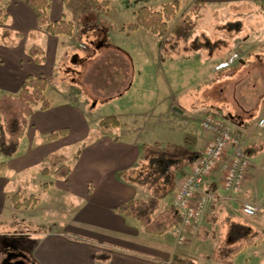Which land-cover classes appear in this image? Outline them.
Returning <instances> with one entry per match:
<instances>
[{"label": "crops", "instance_id": "obj_1", "mask_svg": "<svg viewBox=\"0 0 264 264\" xmlns=\"http://www.w3.org/2000/svg\"><path fill=\"white\" fill-rule=\"evenodd\" d=\"M112 1L104 0L105 7H99L98 1L96 6H93L90 0H49V20L51 22L65 20L71 22L73 26L71 36H51L38 27L37 18L27 6L26 0H5L1 7L8 15V20L6 24H0V96H15L27 76L49 78L54 82V79H58L62 72V66L69 62L71 55H86L88 51H91L93 56L97 55V49H91L92 47L77 42L78 26H84L79 23V18L87 14L94 15L95 11L98 16L108 14ZM196 1L197 4H193L191 9L197 6L199 12L206 13L210 18L226 14V6L229 4L238 5L236 7L238 9L242 8V5L249 8L259 2L264 4V0ZM222 9L225 11L221 13ZM170 22L171 20L168 22L167 34L170 31ZM123 29L124 27L121 28V33H124ZM139 29L129 33L128 36ZM32 33L35 36L29 46L38 45L44 51V61L40 64L33 62L27 54L29 46L24 45L25 38ZM15 34H19V36H15ZM19 38L22 39V42L16 46V40ZM74 49L82 50V52ZM184 49H189V47H184ZM199 51H194V53H197V62L203 66L202 81L205 85L202 86L200 92L201 96H204L205 92L210 89L211 83L219 81L220 74L214 71L213 65L211 68V65L206 66L209 64L207 61L215 59L214 55L208 59L207 56L199 55ZM185 52L184 56L178 54L177 57L173 56L174 59L171 57L170 62L189 59L190 52ZM117 76L120 83L126 80L124 74L119 73ZM129 83H131V77ZM52 84L48 85L46 96L50 90H54L60 96L61 103L55 106L50 104L45 111L39 109L36 112L33 110L16 154L10 158L0 155V163H4L3 168L0 169V218L3 209L7 208L6 194L7 191L12 192V181L25 175L33 168L43 166L46 168L49 165V157L57 154L63 156L64 164L69 167L70 172L65 179L55 178L51 181L49 180L51 175L44 176L49 184L46 190L52 189L56 183V186L60 185L59 187L67 196L78 199V204L76 206L72 204L69 213L75 217L77 225L86 228L79 231L78 234L81 235L60 229L63 232L47 233L37 237L39 243L34 253L31 254L35 264H168L174 258L195 262L196 256L204 258L205 262H209V264H226L216 261V258L225 256L232 248L247 241L250 245L231 259V264H234V259L239 254L254 249L262 243L264 237L262 234H259V239L258 236L254 239L258 230H254L257 225L254 226L253 219L241 212L243 202L254 203L258 206L264 205V193L261 195L257 189L256 169L253 168L246 174L238 194L227 195L221 187L223 161L217 164L203 185V190L212 194V200L202 225L196 234H186L183 244L176 243L175 229L160 236L150 235L136 220L120 214L117 209L122 204L135 199L146 201L153 191L146 185L139 186L130 182L138 175L137 172H140L141 167L145 171L149 169L148 164L144 163L142 159L140 147L142 145L149 146L150 143L154 144L156 148L163 144H172L175 137L174 131H176L174 123L177 124L176 121L181 119L185 111L173 106V101L166 98L162 102L161 110L157 116H151L154 123H150L151 119L147 123H150L149 128H152L149 129L153 133L152 136L145 137L143 141H133L130 139L133 130L141 131L140 133L143 134L144 130L148 129L147 124L143 123L148 117V112L125 113L122 111L113 116L118 120L119 127L104 133L99 128V122L103 118L95 119L92 126L90 121L93 117L91 111L99 109L103 103L94 105L87 110V106L81 99L82 93L77 86L65 85L63 82L59 84L62 86L61 89L56 90L52 88ZM84 86L91 88L88 84ZM101 88L107 89V86L103 85ZM133 89L134 83L128 84L117 96H120V100L124 99ZM263 95L260 96L262 99H264ZM243 115L247 116L248 112ZM244 116L240 120L234 116H227V119L235 122L234 124L238 128L252 130L254 125L251 128L249 123L252 115H248L247 118ZM216 119L233 126L226 118ZM142 124L144 125L142 126ZM88 126L99 130L100 133L88 139L90 136L88 133L91 132ZM61 130L65 131L64 136L53 141L48 139L51 133ZM118 131L122 132V135L127 134L126 138H122L117 133L113 134ZM28 133L31 138L27 143H24ZM237 133L240 136L242 152L245 156L252 161L264 156V140L255 138L246 142L242 134L239 131ZM39 134L46 136L45 138L51 144L43 146L44 144H41L43 140L40 139ZM192 136H195L196 139L193 149H185L184 152L181 149V156L187 158V163H182L180 165L182 168L176 172L179 178L189 172L191 164L201 156L203 148L212 138L211 132L204 129L201 134L196 132ZM70 147L73 151L71 156L67 157L64 151ZM245 150L247 155L244 153ZM230 154L231 149L228 147L226 156L228 157ZM171 166L173 167V165ZM176 179L178 180L177 177ZM165 191H159V193L154 191L159 194L158 213L171 206L173 190L169 188ZM248 197L249 199H247ZM261 208V214L256 217L260 221H264V207Z\"/></svg>", "mask_w": 264, "mask_h": 264}, {"label": "rangeland", "instance_id": "obj_2", "mask_svg": "<svg viewBox=\"0 0 264 264\" xmlns=\"http://www.w3.org/2000/svg\"><path fill=\"white\" fill-rule=\"evenodd\" d=\"M96 1L99 2V7H105L101 5L104 0ZM177 1L178 11L171 18L170 31L166 37L154 36L143 29L128 36L132 31H126V26L134 22V13L139 8L146 6L158 10L162 5L171 3L173 0H113L108 14L98 16L95 11L94 15L87 14L79 18V23L86 27L78 26L77 42L92 47L91 49H97L98 54L93 56L91 51H88L86 55L69 56V62L62 66V72L52 84V88L56 90L61 89L62 86L59 84L63 82L65 85L77 86L82 93L81 99L87 106V110L103 103L99 109L91 111L93 116L90 119L91 126L98 117L114 116L122 111L125 113L148 112L146 121H143L147 124L151 116H157L166 98L173 101V106L185 111L181 119L176 121L177 124L174 123L176 131H174L175 137L172 144H163L157 148L154 144H149L152 152L166 157L163 167L157 169L151 166L153 173L150 176L147 175L150 187L158 193L172 188V195L179 181L185 176L181 175L179 178L176 175V172L182 168L180 165L187 163V158L181 156V149H183L182 152L185 149H193L196 139L192 135L196 132L201 134L204 129L202 122L206 117L227 119V116H234L240 120L243 114L248 112V115H252L249 121L251 128L258 118H264V99L260 97L264 94V4L259 2L249 8L242 5L243 7L239 9L236 8L238 5L229 4L226 6V14L210 18L206 13L199 12L197 6L191 9L196 0ZM224 11V9L220 10L221 13ZM122 27L125 34L120 32ZM34 36L35 34L32 33L25 38L26 47L32 43ZM21 42L20 38L16 40V46H19ZM187 46L189 49H184ZM74 50L82 52L79 49ZM198 50H200L199 55L207 56L208 59L214 55L215 59L207 61L209 64L206 66L211 65V68L213 65L214 71L220 74L219 81L215 83L213 81L204 96H201L200 92L205 85L202 81L203 66L197 62V53H194ZM185 51L190 52L189 59L170 62L169 59L173 56L177 57L178 54L184 56ZM119 73L126 76V80L122 83L118 80ZM130 77L131 83H134V89L126 98L120 100V96L117 95H120L124 86L131 84ZM86 84L91 88H85ZM103 85L107 86V89L101 88ZM46 98L52 106L61 103L60 96L54 90H50ZM33 110L38 112L39 108L34 107ZM248 115L244 117L247 118ZM227 121L231 122L228 119ZM150 123H154L153 119ZM150 123L147 124L148 129H145L143 134L140 133L141 131L133 130L130 139L143 141L145 137H151L153 133L149 130L152 129L149 128ZM231 123L235 127L231 125L233 129L236 132L239 131L246 142L255 138L264 140V131L256 127L245 130L242 127L238 128L235 122ZM91 126H88L91 131L88 133L90 135L88 139L100 133ZM116 133L122 138L127 136L119 131L113 132V134ZM39 136L43 140L41 142L43 146L51 144L45 138L46 136L41 134ZM30 138L28 133L24 143H27ZM72 151L70 147L64 153L70 157ZM249 161L250 165L246 174L253 168L256 169L257 189L262 195L264 193L262 191L264 189V156L261 159L254 161L249 159ZM167 165H173V167H167ZM43 168L44 166L33 168L25 175L16 178L12 181V192L7 191L8 202H6L9 207L6 205L7 208L3 209L0 218V264H4L7 257L14 253L23 255L26 264H35L31 254L39 243L37 237L47 233L63 232L60 229L81 235L78 234L79 231L86 228L77 225L75 217L69 213L72 204L75 206L78 204V199L67 196L59 187L60 185L56 186V183L52 189L46 190L47 187H43V184H48V180L40 173ZM46 168H49V165ZM148 170L145 171L141 167L140 172L137 173L143 177L145 173H149ZM48 175H51L49 180H55L53 169H50ZM14 194H18L20 200L34 196L37 198V203L35 206L14 209L11 201ZM261 207L264 205L258 206L262 211ZM250 218L255 221L252 220L254 226L257 225L254 230H258L254 239L257 236L259 239V234L263 237L264 221H260L256 216ZM171 260L168 264L177 259ZM194 261L193 264H209L204 258L197 256ZM234 264H264V237L258 247L239 254L234 259Z\"/></svg>", "mask_w": 264, "mask_h": 264}, {"label": "trees", "instance_id": "obj_3", "mask_svg": "<svg viewBox=\"0 0 264 264\" xmlns=\"http://www.w3.org/2000/svg\"><path fill=\"white\" fill-rule=\"evenodd\" d=\"M4 1L5 0H0V24H6L8 20V15L1 7ZM90 1L93 6H96V0ZM195 3H197V1ZM26 4L35 14L40 29H43L51 36H71L73 30L71 22L65 20L51 22L49 20V0H26ZM101 5L105 6L106 2H102ZM177 11V1L164 4L158 10L143 6L134 13V22L126 26V31L133 32L140 28L154 36L164 37L168 31V22ZM6 33H9V31H6ZM15 36H19V34H15ZM27 54L36 64H40L44 61V51L38 45L29 46L27 48ZM52 82L53 80L49 78L27 76L21 83L19 91L15 96H0V155L5 158H10L16 154L34 107H38L42 111L49 108L50 103L46 98V90L48 85L52 84ZM118 127L119 122L113 116L105 117L99 122V128L103 132H110ZM64 134V130L51 133L48 139L53 141L64 136ZM140 150L142 159L148 164L149 173H145L143 177L138 174L130 182L139 186L146 185V187L151 190L147 177V175L150 176L153 173L151 166L153 165V167H157V169L162 167L166 157L152 152L148 145H142ZM244 153L247 155L246 150ZM48 160L49 168H43L40 172L43 176H47L50 169H53V176L55 178H67L70 169L64 164L63 156L54 154L51 155ZM3 166L4 163H0V169L3 168ZM48 185L49 184L45 183L43 187H47ZM151 193L149 199L146 201L138 199L131 200L118 207L117 211L125 217L136 220L147 234L160 236L178 227L180 219L172 206L158 213L159 194L154 191ZM11 201L14 209H20L22 207L35 206L37 198L30 196L27 199L20 200L18 194H14L11 197ZM75 238L82 240L78 237ZM248 245L250 244L247 241L241 243L227 252L225 256L216 258V261L231 264V259ZM11 249L15 250L13 247H11ZM171 264H193V262L190 260L181 261L177 259Z\"/></svg>", "mask_w": 264, "mask_h": 264}, {"label": "built area", "instance_id": "obj_4", "mask_svg": "<svg viewBox=\"0 0 264 264\" xmlns=\"http://www.w3.org/2000/svg\"><path fill=\"white\" fill-rule=\"evenodd\" d=\"M202 127L211 132L213 140L204 147L200 158L191 164L189 172L179 181L171 199V206L180 219V225L175 229L178 245L183 244L186 234H196L202 225L212 200V194L205 192L203 185L217 164L223 161L221 187L227 195L240 192L250 165L249 159L242 153L240 137L230 125L208 116L203 120ZM254 127L264 131V118H258ZM228 147L231 154L227 157ZM260 211L254 203L243 202L241 205L242 214L248 217L258 216Z\"/></svg>", "mask_w": 264, "mask_h": 264}, {"label": "flooded vegetation", "instance_id": "obj_5", "mask_svg": "<svg viewBox=\"0 0 264 264\" xmlns=\"http://www.w3.org/2000/svg\"><path fill=\"white\" fill-rule=\"evenodd\" d=\"M20 258L23 259V255H21V254H17V253L11 254V255H9V256L7 257V259L5 260L4 264H7V263H9V262H13V261L18 260V259H20Z\"/></svg>", "mask_w": 264, "mask_h": 264}, {"label": "water", "instance_id": "obj_6", "mask_svg": "<svg viewBox=\"0 0 264 264\" xmlns=\"http://www.w3.org/2000/svg\"><path fill=\"white\" fill-rule=\"evenodd\" d=\"M7 264H26V263H25L24 259L20 258L18 260H15L13 262H9Z\"/></svg>", "mask_w": 264, "mask_h": 264}]
</instances>
